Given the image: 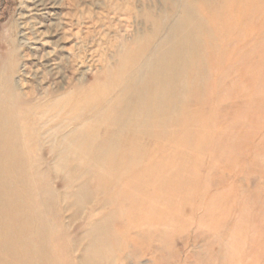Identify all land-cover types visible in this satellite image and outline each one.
<instances>
[{
	"label": "rangeland",
	"instance_id": "374dc122",
	"mask_svg": "<svg viewBox=\"0 0 264 264\" xmlns=\"http://www.w3.org/2000/svg\"><path fill=\"white\" fill-rule=\"evenodd\" d=\"M15 49L26 100L59 77L92 102L65 116L86 144L61 190L91 195L58 202L73 203L64 264L93 221L106 264H264V0H0V70ZM109 137L120 146L98 149Z\"/></svg>",
	"mask_w": 264,
	"mask_h": 264
},
{
	"label": "bare ground",
	"instance_id": "6f19581e",
	"mask_svg": "<svg viewBox=\"0 0 264 264\" xmlns=\"http://www.w3.org/2000/svg\"><path fill=\"white\" fill-rule=\"evenodd\" d=\"M17 54L16 49L8 52L0 70V264H64L60 255L65 248L67 225L63 213L65 208L73 205L72 200L75 202L91 195L80 186L69 193L61 190L66 183L62 166L68 161L75 162L79 150L86 144L81 128L72 126L67 132L65 122V116L69 117V114L72 119L82 117L80 109L84 99L80 100L83 98L80 96L85 89L84 85L75 84L72 91H63L64 82L58 77L56 92L47 88L43 91L44 100H26L14 80L20 60ZM54 68L59 65L51 70ZM55 73L59 71L55 70ZM129 81L127 92L134 90V84L141 83L131 77ZM90 86L94 87V83ZM75 95L78 96L75 98ZM88 111L90 109H84L83 113ZM122 124L126 125V122ZM47 134L54 136V143H48ZM68 140L70 145L67 143V146ZM120 144L117 137L106 138L100 144L96 141L100 150L115 149ZM40 147L56 152L55 157H40ZM74 165L80 167V164ZM48 171L53 172L52 179ZM46 193L45 202L43 196ZM69 199L72 200L66 206L59 207L58 202ZM41 202L47 208L46 216L41 212ZM94 223H89L88 231L80 232L76 238L80 243L89 239L80 258L81 264H106L112 256L107 224Z\"/></svg>",
	"mask_w": 264,
	"mask_h": 264
}]
</instances>
